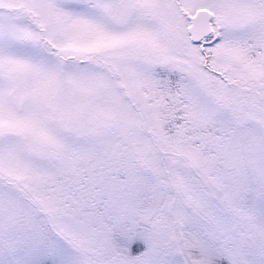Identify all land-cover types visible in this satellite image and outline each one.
Masks as SVG:
<instances>
[{"label":"snow or ice","instance_id":"6c2138e0","mask_svg":"<svg viewBox=\"0 0 264 264\" xmlns=\"http://www.w3.org/2000/svg\"><path fill=\"white\" fill-rule=\"evenodd\" d=\"M0 264H264V0H0Z\"/></svg>","mask_w":264,"mask_h":264}]
</instances>
